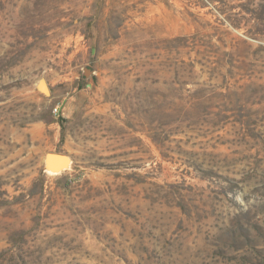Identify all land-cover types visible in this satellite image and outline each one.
Segmentation results:
<instances>
[{"label":"rangeland","instance_id":"1","mask_svg":"<svg viewBox=\"0 0 264 264\" xmlns=\"http://www.w3.org/2000/svg\"><path fill=\"white\" fill-rule=\"evenodd\" d=\"M0 264H264V0H0Z\"/></svg>","mask_w":264,"mask_h":264},{"label":"bare ground","instance_id":"2","mask_svg":"<svg viewBox=\"0 0 264 264\" xmlns=\"http://www.w3.org/2000/svg\"><path fill=\"white\" fill-rule=\"evenodd\" d=\"M69 167L70 161L67 159L66 161L60 163H49L46 167V171L50 174H58Z\"/></svg>","mask_w":264,"mask_h":264},{"label":"water","instance_id":"3","mask_svg":"<svg viewBox=\"0 0 264 264\" xmlns=\"http://www.w3.org/2000/svg\"><path fill=\"white\" fill-rule=\"evenodd\" d=\"M68 159V157L66 155L63 154H59V153H49L46 160H47V165L49 163H60L63 161H66Z\"/></svg>","mask_w":264,"mask_h":264},{"label":"built area","instance_id":"4","mask_svg":"<svg viewBox=\"0 0 264 264\" xmlns=\"http://www.w3.org/2000/svg\"><path fill=\"white\" fill-rule=\"evenodd\" d=\"M55 113H57V108L54 110Z\"/></svg>","mask_w":264,"mask_h":264}]
</instances>
